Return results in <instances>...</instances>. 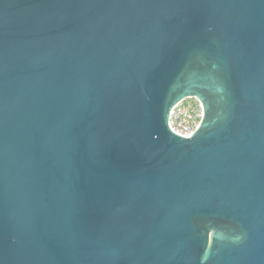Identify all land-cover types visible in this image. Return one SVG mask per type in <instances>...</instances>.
<instances>
[{"label":"water","instance_id":"95a60500","mask_svg":"<svg viewBox=\"0 0 264 264\" xmlns=\"http://www.w3.org/2000/svg\"><path fill=\"white\" fill-rule=\"evenodd\" d=\"M0 264H264V0H0Z\"/></svg>","mask_w":264,"mask_h":264},{"label":"built area","instance_id":"2783aa9c","mask_svg":"<svg viewBox=\"0 0 264 264\" xmlns=\"http://www.w3.org/2000/svg\"><path fill=\"white\" fill-rule=\"evenodd\" d=\"M202 111L198 101L185 99L169 112L167 126L174 135L187 139L198 128Z\"/></svg>","mask_w":264,"mask_h":264}]
</instances>
